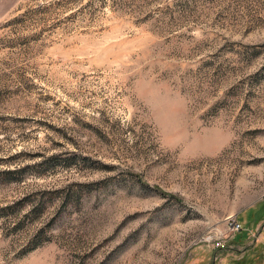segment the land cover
<instances>
[{"label":"rangeland","instance_id":"obj_1","mask_svg":"<svg viewBox=\"0 0 264 264\" xmlns=\"http://www.w3.org/2000/svg\"><path fill=\"white\" fill-rule=\"evenodd\" d=\"M0 264H264V0H0Z\"/></svg>","mask_w":264,"mask_h":264},{"label":"built area","instance_id":"obj_2","mask_svg":"<svg viewBox=\"0 0 264 264\" xmlns=\"http://www.w3.org/2000/svg\"><path fill=\"white\" fill-rule=\"evenodd\" d=\"M232 226H233V230H238V229H239L238 224H235V223H234Z\"/></svg>","mask_w":264,"mask_h":264}]
</instances>
